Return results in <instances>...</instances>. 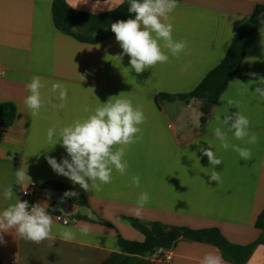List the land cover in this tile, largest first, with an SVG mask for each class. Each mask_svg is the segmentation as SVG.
Listing matches in <instances>:
<instances>
[{"label":"crops","instance_id":"1","mask_svg":"<svg viewBox=\"0 0 264 264\" xmlns=\"http://www.w3.org/2000/svg\"><path fill=\"white\" fill-rule=\"evenodd\" d=\"M52 1L0 0V102H11L16 109L11 126L0 129V210L15 203V195L23 200L15 171L27 167L30 185L36 187L33 202H48L53 217L52 235L57 237L53 244L48 240L34 244L16 238L14 231L4 233L6 243L0 244V264H8L11 259L19 264H101L112 253L120 252L118 236L143 239L124 217L136 218L145 226L159 222L166 229L217 228L228 242L236 245L254 241L259 235L254 223L264 208V101L253 92L258 84L264 86L258 81L264 78V25L221 94L233 100V105L218 98L202 114L199 100L160 95H182L194 89L223 58L234 32L255 5H264V0L177 1L178 7L170 14L173 38L187 41L186 53L179 57L168 53V63L157 64L142 74L131 70L127 55L121 61L115 58L122 53L115 34L87 43L58 29L52 19ZM65 1L72 9L91 14L114 10L121 3ZM34 76L45 82L41 90L45 103L54 98L50 91L53 82L67 85L68 99L63 109L45 107L39 115H31L24 99L29 95L26 86ZM122 92V98L131 99L144 112L146 121L138 133L142 139L127 151L129 167L125 175L114 171L113 181L102 185L101 191L86 192L55 173L47 163V156L58 162L69 158L60 144L54 146L55 141H47V130L55 128L58 134L61 127L86 117V106L94 109ZM235 112L249 119L250 131L257 134L258 142L247 144L236 140L226 126L223 130L231 144L251 149L252 158L248 161L231 148L224 150L214 135V128L220 126L216 115ZM208 144L222 160L221 165L215 166L221 176L219 184L210 181L212 168L199 151ZM134 175L140 176L138 188L131 183ZM47 182L75 188L86 205L70 197L61 202L63 192L40 188ZM10 185L15 195L6 200L3 191ZM141 192H147L150 201L137 216L134 210ZM88 211L94 219L89 218ZM58 214L67 215L68 224L58 222ZM85 224L89 226L86 235L80 231ZM65 228L71 229L76 238L61 240L59 236ZM171 251L170 261L153 260L152 264H200L208 252L222 256L212 244L186 239L176 242ZM222 258L225 264H236ZM243 264H264V247L257 245Z\"/></svg>","mask_w":264,"mask_h":264},{"label":"clouds","instance_id":"2","mask_svg":"<svg viewBox=\"0 0 264 264\" xmlns=\"http://www.w3.org/2000/svg\"><path fill=\"white\" fill-rule=\"evenodd\" d=\"M177 7V0H130L128 11L135 14L134 18L118 20L111 24V31L122 49V53L115 58L121 61L123 56L127 55L130 57L131 70L142 74L146 69L153 68L157 64L168 63V53L174 57L186 53L187 41H177L173 38L174 26L170 14ZM250 76L255 77L256 74L251 73ZM81 77L83 80L84 77ZM258 81L264 82V78ZM26 87L29 95L24 99V104L33 117L39 115L42 108L50 107L58 110L66 106L69 89L63 82L51 84L50 91L54 94V98H50L47 103L42 97L41 90L45 87V82L41 77H32ZM253 92L259 100L264 101V86L258 84ZM122 97L123 92L110 97L106 103H100L94 109L86 106L84 112L88 115L61 127L58 134L55 128L47 130V141L50 143L55 141L54 146L60 144L70 158H63L58 162L54 157L47 156V163L55 173L68 178L86 192L93 189L101 191L102 185L113 181L114 171L121 176L125 175L129 167L125 159L127 151L131 145L142 139L138 133L142 132L139 126L146 121L144 112L141 106H134L131 99ZM219 100L226 101L229 106L235 103L225 95H221ZM215 120L220 126L215 127L213 131L220 146L226 151L231 148L244 161L251 160V149L231 144L227 132L223 130L226 126L236 140L254 145L258 142V136L250 131L249 119L241 112H235L218 114ZM208 145L207 148L200 147L199 151L208 158L212 168L209 174L210 181L219 184L221 176L215 171V166L221 165L222 160L217 158L211 144ZM15 177L16 185L21 186L24 194L27 195L28 187L32 184V179L27 174V167H19L15 171ZM131 183L138 188L140 176H132ZM14 195L12 185L3 191L6 200H11ZM75 196H78V193L66 191L61 202L64 198ZM149 201L150 196L147 192L139 194L134 210L137 216ZM87 215L90 219L95 218L91 211H88ZM52 225L53 217L49 212L47 201L30 205L27 200H21L15 195V203L0 210V244L6 243L3 234L13 231L18 239L34 244L48 240L53 244L57 237L52 235ZM80 231L82 234H88L89 226L83 225ZM59 238L63 241H71L76 237L71 229L65 228L61 230ZM200 264H225V262L222 256L208 252L202 257Z\"/></svg>","mask_w":264,"mask_h":264},{"label":"trees","instance_id":"3","mask_svg":"<svg viewBox=\"0 0 264 264\" xmlns=\"http://www.w3.org/2000/svg\"><path fill=\"white\" fill-rule=\"evenodd\" d=\"M180 1V0H177ZM130 0H121L114 9L100 14H91L72 9L65 0L52 1V19L54 25L78 41L94 43L107 35L114 34L111 24L118 20L134 18L129 13ZM264 25V5H255L249 17L234 32L230 44L220 62L209 70L190 92L182 95L160 97L181 100L196 99L202 102L200 110L206 114L219 96L225 91L229 82L239 70L246 52L252 47L261 26ZM15 106L11 102H0V129L11 126L15 116ZM40 188L57 192L74 191L78 196L70 197L76 203L86 205L84 197L73 187L59 183L47 182ZM132 228L143 236L141 241L117 237L120 252L112 253L101 264H152V255L159 249H171L176 242L186 239L205 242L218 247L227 260L243 264L257 245L264 247V208L257 215L254 227L259 230L258 237L247 245L228 242L217 228L193 229L175 226L166 229L159 222L150 226L141 224L136 218L124 217Z\"/></svg>","mask_w":264,"mask_h":264},{"label":"built area","instance_id":"4","mask_svg":"<svg viewBox=\"0 0 264 264\" xmlns=\"http://www.w3.org/2000/svg\"><path fill=\"white\" fill-rule=\"evenodd\" d=\"M3 74V71L0 69V76H2ZM35 185H30L28 187V194L25 195L24 194V191H22V197H23V200H27L29 202V204H33V192L35 190ZM55 219L62 223V224H68V223H65V221H68V217L67 215H64V214H58ZM172 258V251L171 249H167V250H162V249H159L156 253H154L152 255V261L153 260H162V261H170ZM8 264H19L15 259H11Z\"/></svg>","mask_w":264,"mask_h":264}]
</instances>
